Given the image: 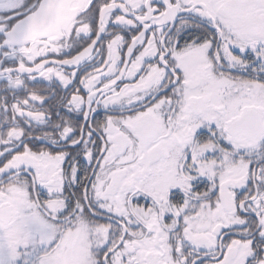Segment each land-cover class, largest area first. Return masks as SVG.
Wrapping results in <instances>:
<instances>
[{"label": "snow or ice", "instance_id": "1", "mask_svg": "<svg viewBox=\"0 0 264 264\" xmlns=\"http://www.w3.org/2000/svg\"><path fill=\"white\" fill-rule=\"evenodd\" d=\"M0 264H264V0H0Z\"/></svg>", "mask_w": 264, "mask_h": 264}]
</instances>
